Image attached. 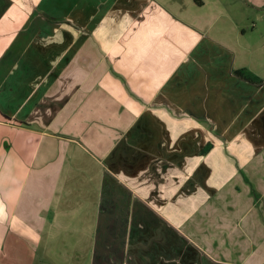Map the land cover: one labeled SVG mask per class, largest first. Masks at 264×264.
Returning a JSON list of instances; mask_svg holds the SVG:
<instances>
[{"label": "crops", "instance_id": "1", "mask_svg": "<svg viewBox=\"0 0 264 264\" xmlns=\"http://www.w3.org/2000/svg\"><path fill=\"white\" fill-rule=\"evenodd\" d=\"M257 19L0 0V264H264V80L234 74L259 67Z\"/></svg>", "mask_w": 264, "mask_h": 264}, {"label": "rangeland", "instance_id": "2", "mask_svg": "<svg viewBox=\"0 0 264 264\" xmlns=\"http://www.w3.org/2000/svg\"><path fill=\"white\" fill-rule=\"evenodd\" d=\"M258 23H257V32L255 34V36L260 35L262 33H264V21L260 22L259 19ZM263 43H264V39ZM257 61H260L259 67L258 69H256V72L254 73H250L247 71H244V75L247 79H249L252 82H262L264 80V52L261 53L260 57H257ZM65 252V260L63 257V259H60V257L58 256V252L56 250L51 251V254H49V257L47 258H37L34 264H86L90 262L91 260H89V258H87L86 252L84 251V256H83V260L81 261L80 258H77L75 254V252L73 253H67V251ZM72 252V251H71ZM53 253V254H52ZM68 254L70 255V257H68ZM72 254V256H71ZM78 262V263H77ZM83 262V263H82Z\"/></svg>", "mask_w": 264, "mask_h": 264}, {"label": "trees", "instance_id": "3", "mask_svg": "<svg viewBox=\"0 0 264 264\" xmlns=\"http://www.w3.org/2000/svg\"><path fill=\"white\" fill-rule=\"evenodd\" d=\"M234 74L242 79L249 80L245 77L243 70H236L234 71ZM250 81V80H249Z\"/></svg>", "mask_w": 264, "mask_h": 264}]
</instances>
